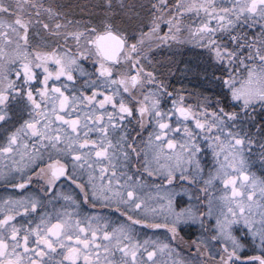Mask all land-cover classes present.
Masks as SVG:
<instances>
[{
    "label": "snow or ice",
    "instance_id": "1",
    "mask_svg": "<svg viewBox=\"0 0 264 264\" xmlns=\"http://www.w3.org/2000/svg\"><path fill=\"white\" fill-rule=\"evenodd\" d=\"M0 264H264V0H0Z\"/></svg>",
    "mask_w": 264,
    "mask_h": 264
},
{
    "label": "flooded vegetation",
    "instance_id": "2",
    "mask_svg": "<svg viewBox=\"0 0 264 264\" xmlns=\"http://www.w3.org/2000/svg\"><path fill=\"white\" fill-rule=\"evenodd\" d=\"M81 2H83V1H81ZM173 51L175 52V59L177 61L183 60V61H189V62H192V63H195V61L198 58V53L201 52L200 49L193 48L192 46H186L183 49H175ZM170 55H172V52H170L167 49H164V50L161 51L159 58H164V57H167V56H170ZM180 67H184V65L181 64ZM174 82L177 84L178 87L180 86V84H183L185 87L192 88V89H194V88H199V89L209 88V85L204 83L202 81V79L196 78L194 73H190L188 75L187 79H184L182 76H180L179 79L178 80H174ZM207 93L212 94L211 91H209Z\"/></svg>",
    "mask_w": 264,
    "mask_h": 264
},
{
    "label": "trees",
    "instance_id": "3",
    "mask_svg": "<svg viewBox=\"0 0 264 264\" xmlns=\"http://www.w3.org/2000/svg\"><path fill=\"white\" fill-rule=\"evenodd\" d=\"M188 88V87H187ZM189 89H192V88H189ZM193 90H196V91H203L204 89H199V88H194ZM206 95H211L210 93H205Z\"/></svg>",
    "mask_w": 264,
    "mask_h": 264
},
{
    "label": "rangeland",
    "instance_id": "4",
    "mask_svg": "<svg viewBox=\"0 0 264 264\" xmlns=\"http://www.w3.org/2000/svg\"><path fill=\"white\" fill-rule=\"evenodd\" d=\"M81 1H83V2H88V0H81ZM93 2H95V0H93ZM257 167H259V164H257Z\"/></svg>",
    "mask_w": 264,
    "mask_h": 264
}]
</instances>
